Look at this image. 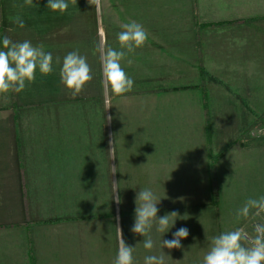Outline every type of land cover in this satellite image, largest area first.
I'll list each match as a JSON object with an SVG mask.
<instances>
[{
  "label": "crops",
  "instance_id": "1",
  "mask_svg": "<svg viewBox=\"0 0 264 264\" xmlns=\"http://www.w3.org/2000/svg\"><path fill=\"white\" fill-rule=\"evenodd\" d=\"M37 2L0 0V39L43 45L54 69L0 95V264H113L118 228L144 264L180 227L190 234L166 264H202L212 237L253 231L261 218L235 213L264 195V0H102L100 13L77 0L64 14ZM130 20L149 38L122 61L133 90L107 108L96 48L118 50ZM74 50L93 73L75 97L56 63ZM143 188L158 217L179 214L153 227L151 252L130 230Z\"/></svg>",
  "mask_w": 264,
  "mask_h": 264
},
{
  "label": "clouds",
  "instance_id": "2",
  "mask_svg": "<svg viewBox=\"0 0 264 264\" xmlns=\"http://www.w3.org/2000/svg\"><path fill=\"white\" fill-rule=\"evenodd\" d=\"M70 3L76 5L77 0H48L47 8L52 12L64 14ZM87 3L94 6L97 13L101 12L102 0H87ZM24 6L38 7V2L24 0L21 7ZM13 22L21 29L25 27L24 20L19 16L15 17ZM121 28L122 30L117 34L118 50L107 46L103 39L96 48L102 69V84L107 108L111 107V96H123L133 90L134 81L122 67V61L130 54H134L137 49L142 48L149 38L147 30L137 21L130 20L123 23ZM131 62L128 60L129 64ZM56 63L61 65L60 81L73 97L79 95L93 79L87 58L78 50L67 53L62 62L57 57ZM37 71L43 76L50 75L54 71L53 55L45 51L43 45H33L29 40L13 41L7 35L0 39V95L24 91L35 81ZM261 131L264 132V129ZM112 185L115 191L118 184ZM119 200L117 196V203ZM160 200L150 188L140 189L136 195L134 224L130 230L144 238L143 247L149 252L155 247L150 235L153 227L155 226L158 233H167L179 217L176 211L158 217L157 205ZM257 217L261 218V222L254 223L251 232L245 225L223 231L212 237L202 264H264V195L248 198L242 207L236 210L235 222L255 221ZM189 234L188 228L180 227L172 234V239L161 240L160 254L144 257V264H166V254L163 249L182 248L181 241ZM118 237L119 247L113 264H136L135 247L125 242L120 228H118Z\"/></svg>",
  "mask_w": 264,
  "mask_h": 264
},
{
  "label": "rangeland",
  "instance_id": "3",
  "mask_svg": "<svg viewBox=\"0 0 264 264\" xmlns=\"http://www.w3.org/2000/svg\"><path fill=\"white\" fill-rule=\"evenodd\" d=\"M261 127H262V126H261ZM258 129H259V127H258ZM262 129H264V128L262 127L261 130H262ZM261 130H258V131H257V133H258L259 135H263V134H264V132H262Z\"/></svg>",
  "mask_w": 264,
  "mask_h": 264
}]
</instances>
